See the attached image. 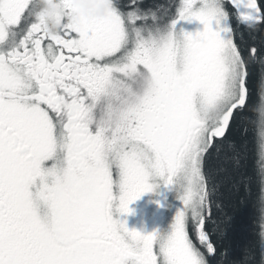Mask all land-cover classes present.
<instances>
[{"label":"snow or ice","instance_id":"6c2138e0","mask_svg":"<svg viewBox=\"0 0 264 264\" xmlns=\"http://www.w3.org/2000/svg\"><path fill=\"white\" fill-rule=\"evenodd\" d=\"M56 7L62 30L49 35L39 0H0V264H214L208 224L222 239L231 220L213 219L216 176L241 166L231 137L245 121L264 186V71L253 105L249 70H264V49L237 43L241 26H264V3L110 0L102 17L76 0ZM162 185L182 202L168 230L117 218Z\"/></svg>","mask_w":264,"mask_h":264},{"label":"trees","instance_id":"16d2710c","mask_svg":"<svg viewBox=\"0 0 264 264\" xmlns=\"http://www.w3.org/2000/svg\"><path fill=\"white\" fill-rule=\"evenodd\" d=\"M163 4H175V0H157ZM264 3V0H261ZM241 40L238 36L237 43L243 49H248L254 44L264 49V26L258 32L250 33L241 27ZM250 90L251 104L255 105L259 96V80L262 74V67L259 63L250 65ZM248 117L254 116L249 111L245 114ZM247 132L244 135L234 134L233 139L237 146L245 145L243 151L244 159L238 170H233V163L228 165V175L216 176V192L213 196V219L231 220L225 225L226 234L221 239L214 234L212 224H208V230L213 233L212 240L217 247V254L214 264H256L261 251L260 233L264 231L261 219V183L259 178V160L256 145V133L254 126L245 121ZM221 165V160L210 159L207 162L206 170L215 172ZM242 178H247L242 181ZM217 205L219 207H217ZM222 253L225 255L222 257ZM255 256V260L251 259Z\"/></svg>","mask_w":264,"mask_h":264},{"label":"rangeland","instance_id":"374dc122","mask_svg":"<svg viewBox=\"0 0 264 264\" xmlns=\"http://www.w3.org/2000/svg\"><path fill=\"white\" fill-rule=\"evenodd\" d=\"M185 30L195 32L202 28L198 22L185 23L182 25ZM179 27V26H178ZM161 186V190L156 189L153 192L145 193L138 200L130 205L133 210L131 214L116 213L117 218L127 221L128 228L150 233L154 231L155 225L160 223L159 217L162 214V205L164 207L165 220L160 230H168L174 221L176 212L182 207V202L178 199V193L173 189ZM119 193L117 192V195Z\"/></svg>","mask_w":264,"mask_h":264},{"label":"clouds","instance_id":"9594fccd","mask_svg":"<svg viewBox=\"0 0 264 264\" xmlns=\"http://www.w3.org/2000/svg\"><path fill=\"white\" fill-rule=\"evenodd\" d=\"M110 0H76L77 6L85 15L102 17L106 14ZM41 11L48 15L47 30L49 35H58L62 30L61 23L52 19V15L58 11L56 0H39Z\"/></svg>","mask_w":264,"mask_h":264},{"label":"flooded vegetation","instance_id":"af4514ba","mask_svg":"<svg viewBox=\"0 0 264 264\" xmlns=\"http://www.w3.org/2000/svg\"><path fill=\"white\" fill-rule=\"evenodd\" d=\"M144 4H145V7H148V6H150V5H157V4H163V2H158L157 0H144ZM229 7V9H231V6L229 5L228 6ZM233 25H234V27H235V21H233ZM242 27V26H241ZM240 27V28H241ZM238 29V30H241V29ZM240 32V31H239ZM157 226L159 225V223L158 224H156Z\"/></svg>","mask_w":264,"mask_h":264},{"label":"bare ground","instance_id":"6f19581e","mask_svg":"<svg viewBox=\"0 0 264 264\" xmlns=\"http://www.w3.org/2000/svg\"><path fill=\"white\" fill-rule=\"evenodd\" d=\"M231 11V9H229ZM258 160H259V171H260V164H261V161H260V158L258 157ZM261 203L262 201H264V186H262L261 184ZM262 214V213H261ZM262 226H264V220L262 221ZM263 247V250H264V245H262Z\"/></svg>","mask_w":264,"mask_h":264}]
</instances>
